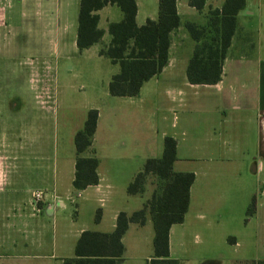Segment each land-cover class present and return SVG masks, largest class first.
<instances>
[{
	"label": "crops",
	"instance_id": "0c3cea01",
	"mask_svg": "<svg viewBox=\"0 0 264 264\" xmlns=\"http://www.w3.org/2000/svg\"><path fill=\"white\" fill-rule=\"evenodd\" d=\"M135 3L137 26L145 24L147 19L158 18L159 0H135ZM223 3L224 0H206L198 10L189 5L188 0H176L180 23L170 32L166 64L159 73L142 83L136 95L115 96L132 105L130 112L124 110L118 114L123 126L131 124L130 128L119 136L114 131L113 135L110 131H101L102 115L98 110L96 130L87 153L91 156V152L100 147L125 153L114 154L113 160L134 157L127 155L129 151L146 153L135 155L139 162L160 157L164 137L175 139L176 158L172 170L194 173L184 219L173 223L169 229V255L175 260L173 252L178 245L177 235L182 231L180 226L189 219L204 229L224 228L223 219L231 216L232 208L236 207L231 200L235 203L237 200L240 212H244L255 196L254 213L246 219L238 218L239 231L246 232L254 219L260 232L264 230V0H245L244 8L238 12L236 29L222 61L218 82L192 84L186 75L195 45L210 35L209 11L220 9ZM79 4L80 0H0V55L12 56L10 51L15 40L28 54L45 50L47 54L67 58L76 53L79 51L76 45ZM95 13L103 35L79 52L94 48L100 55L99 50L111 41L108 24L121 21L123 12L116 4L108 3ZM187 22L205 28V37L198 41L193 39L185 26ZM112 64L115 66L113 74L119 72V64ZM155 120L162 125L160 137H155L150 130ZM39 143L41 152L34 154L35 162L22 167L25 175H6L7 156L0 154V264H62L64 259L74 257L81 232H112L119 212L130 215L141 209L153 192L151 189V193H147L146 187L143 196L127 192L128 184L142 168L133 170L126 179H111L106 174L107 164L101 172L100 160L96 168L98 182L76 190L72 185L75 158L66 160L62 166L56 164L51 176L44 175L41 136ZM192 151L217 153L212 162L214 158L221 165L227 164L229 168L232 165L235 175L228 171L226 179L218 165L220 171L214 173L208 187L207 179L202 178V165L190 166V162L198 161L197 157L180 155ZM153 152L157 156L148 154ZM33 167L36 173L30 178L26 172ZM208 189L214 200L206 208L200 199L202 192ZM34 193H39L40 198H34ZM139 197L143 200L139 201ZM98 210L100 218L95 221ZM143 228L151 229L145 240L146 243L151 241V249L143 258L147 264L153 254L154 236L149 213L142 225L128 222L121 242L126 253L125 239L129 232ZM239 233L229 234V246L238 247L243 241H250L252 235L248 232ZM259 235L257 231L256 242ZM259 258L264 259V256ZM123 262L122 259L118 264ZM209 264H218V259H210Z\"/></svg>",
	"mask_w": 264,
	"mask_h": 264
},
{
	"label": "rangeland",
	"instance_id": "374dc122",
	"mask_svg": "<svg viewBox=\"0 0 264 264\" xmlns=\"http://www.w3.org/2000/svg\"><path fill=\"white\" fill-rule=\"evenodd\" d=\"M79 51L69 54L67 58L54 53L47 54L45 50L41 52L37 50L39 54H28L23 52L15 40L10 51L12 56L0 55V154L7 156L6 175H25L22 168L24 164L27 166L33 164L34 154L41 152L40 136L44 156L42 174L51 176L54 174L56 164L62 166L66 160H74L73 135L82 128L89 108L100 111L102 115L100 129L103 132L110 131L109 133L113 135L114 131L119 136L122 133L126 134L130 128L131 124L126 123L127 126H123L118 114L124 110L130 112L132 105L108 92V83L115 66L107 57L95 53L94 48ZM200 95L203 96L201 92ZM149 98L150 96L146 99ZM156 104L154 106H157ZM139 105L136 103V106ZM136 106L134 105L138 108ZM152 127L150 130L153 135L160 137L161 122L155 120ZM87 153L88 149L82 156H87ZM126 153L134 157L113 160L114 154L125 153H116L104 147L92 151L91 156L101 161V172L102 167L107 164L106 174L111 179H126L133 170L141 169L146 160L138 162V158L135 159V155L146 154L141 151ZM148 154L157 156L154 152ZM183 154L197 157L198 161L190 162V166L202 165V178L207 179L209 187L214 173L220 171L217 166L222 164L215 162L214 158L212 162V157L217 153L204 151L180 153ZM221 168L226 179L229 176L228 171L232 176L235 175L236 169L232 165L229 168L227 164H223ZM26 173L33 178L36 170L33 167L27 169ZM158 185L156 176H147L144 185L147 193H151V189H157ZM143 193L139 195L143 196ZM141 200L143 197H139V201ZM213 200L209 189L202 192L200 199L202 206L208 208ZM230 202L236 207L232 208L234 213L232 212L231 216L223 219L224 228L204 229L201 224H195L189 219L180 226L182 231L177 235L178 245H175L173 252L177 261L175 264H209V260L213 258L218 259V264H250L251 260L263 259L259 256H264V230L260 232L255 219L251 220L246 230L252 235L250 241H243L238 247L228 245L229 234L240 232L241 222L238 218L247 217L246 211L240 212L237 200L236 203L233 200ZM257 231L260 234L258 242L255 237ZM148 232L150 233L151 229L149 231L147 228L132 229L129 232L125 239L127 251L123 255V264H146L143 258L151 249V241L148 243L145 241ZM246 232L239 234L243 235ZM224 233L227 235L223 238Z\"/></svg>",
	"mask_w": 264,
	"mask_h": 264
},
{
	"label": "trees",
	"instance_id": "16d2710c",
	"mask_svg": "<svg viewBox=\"0 0 264 264\" xmlns=\"http://www.w3.org/2000/svg\"><path fill=\"white\" fill-rule=\"evenodd\" d=\"M206 0H188V4L200 10ZM116 4L123 12L118 22L108 24L111 41L99 50V54L119 64V72L112 75L108 92L112 96H134L143 82L159 73L168 59L170 32L178 27L180 18L176 10V0H159L158 18L147 19L137 26L135 22V0H80L76 45L81 51L97 42L103 35L98 28L95 13L106 4ZM245 6V0H224L220 9L209 11L210 35L194 47L189 59L186 75L192 84H214L221 78L222 61L226 56L231 38L237 25V14ZM185 26L195 40L205 37L206 29L187 22ZM98 120V110L90 108L82 129L74 135L75 172L72 185L76 190L96 184L98 159L82 156L92 145ZM176 158V141L171 136L163 139L162 155L147 158L127 186L129 194H141L148 175L157 177L159 185L151 197L139 210L127 215L121 211L116 218L112 232L103 233L90 230L81 232L74 257L64 259L62 264H118L124 255L121 238L128 222L145 223L146 214L151 215L154 228L153 254L147 264H175L169 255V229L173 223H180L189 203V189L194 180L193 172H174L172 163ZM255 196L246 209V216L255 211ZM100 218L98 210L95 221ZM250 264H264V259L251 260Z\"/></svg>",
	"mask_w": 264,
	"mask_h": 264
},
{
	"label": "built area",
	"instance_id": "2783aa9c",
	"mask_svg": "<svg viewBox=\"0 0 264 264\" xmlns=\"http://www.w3.org/2000/svg\"><path fill=\"white\" fill-rule=\"evenodd\" d=\"M34 198H40V194L39 193H34Z\"/></svg>",
	"mask_w": 264,
	"mask_h": 264
}]
</instances>
